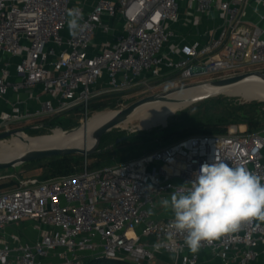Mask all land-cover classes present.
<instances>
[{"label": "built area", "instance_id": "1", "mask_svg": "<svg viewBox=\"0 0 264 264\" xmlns=\"http://www.w3.org/2000/svg\"><path fill=\"white\" fill-rule=\"evenodd\" d=\"M181 2L201 14L217 11L220 23L203 44L177 42L166 49ZM74 7L87 25L75 36L67 26V10ZM251 67L264 68V0H93L89 9L85 0H0V103L7 106L0 109V132L21 128L17 122L47 127L44 119L76 107L87 117L89 100L101 94L120 92L121 108L173 77L216 79ZM31 100L36 109L28 107ZM215 154L264 176V126L248 131L233 123L225 132L190 134L120 163L20 178L0 189V264H42L50 255L55 264L122 255L151 264L162 252L172 255L171 264H200L203 249L219 259L215 264H250L264 244V223L193 254L181 248L182 236H168L172 215L154 214L162 198L191 181ZM23 220L33 221L38 237L29 242L9 233L6 240L5 227ZM160 241L166 246L156 251Z\"/></svg>", "mask_w": 264, "mask_h": 264}, {"label": "clouds", "instance_id": "2", "mask_svg": "<svg viewBox=\"0 0 264 264\" xmlns=\"http://www.w3.org/2000/svg\"><path fill=\"white\" fill-rule=\"evenodd\" d=\"M81 21L79 7L67 10L71 35L87 27ZM193 175L191 181L176 186L169 197L159 201L161 208L172 213L168 236H182L181 248L195 254L205 244L237 234L256 222L264 223V176L250 170L246 162L230 166L215 154L211 163L205 162ZM165 246L160 241L153 248L159 251Z\"/></svg>", "mask_w": 264, "mask_h": 264}, {"label": "trees", "instance_id": "3", "mask_svg": "<svg viewBox=\"0 0 264 264\" xmlns=\"http://www.w3.org/2000/svg\"><path fill=\"white\" fill-rule=\"evenodd\" d=\"M120 92H110L106 94H101L96 97H93L89 100L87 110L88 112H97L101 110H115L117 109V99L120 96ZM230 100H235V98H230ZM222 97L215 98L212 100L213 107L221 105ZM261 105H264V101L252 100L248 103H240L237 105L227 104L222 107V113L217 116H212L206 109L197 113L198 115L189 116L186 118H180L174 122H171L165 126L168 128L173 123H176L177 128L173 129L169 136L174 137L175 139H179L181 137L195 134V133H206V134H214V133H222L225 132L230 123H239L243 122L247 125L248 131H253L260 129L264 125V121L262 119V111L259 109ZM82 112L80 107H76L72 110H69L65 113L74 112ZM63 114V113H62ZM58 115L52 116L50 118H46L43 120L45 126L40 129L33 128H24V131L28 135H36L43 134L46 132L49 127L59 126L55 125V120ZM75 116V114H74ZM77 122L69 127L62 126L63 129H69L73 126H77L79 124L78 116L76 115ZM171 124V125H170ZM61 127V125H60ZM159 127H156L158 129ZM151 131V130H150ZM125 135L124 132H118L115 135H111V131L104 133L100 137V145L99 148L104 147L107 144L112 143L117 137ZM120 144V143H119ZM115 144L112 149L101 151L100 154L106 152V154L113 153L115 151ZM162 146V145H161ZM160 147V146H159ZM96 152L94 153V155ZM93 155V154H92ZM140 155V154H139ZM139 155H133L128 157L126 160L137 157ZM90 155L84 156L80 153H71L66 155H55L47 158L32 160L28 162H24L21 165H17L18 168H23L24 170L20 173L21 178L23 177H38L39 179H47L57 175L69 174L76 171H80L83 168L84 163L89 165L88 157ZM125 161V160H124ZM90 168L101 167V165H97L95 162H91ZM2 180V179H1ZM0 180V189L12 187L18 183L16 176H11L9 179ZM82 264H136L133 259L128 258H105V257H93L86 256L82 259Z\"/></svg>", "mask_w": 264, "mask_h": 264}, {"label": "rangeland", "instance_id": "4", "mask_svg": "<svg viewBox=\"0 0 264 264\" xmlns=\"http://www.w3.org/2000/svg\"><path fill=\"white\" fill-rule=\"evenodd\" d=\"M254 69H256V68L255 67L250 68V70H254ZM260 69H262V68H260ZM173 78L164 82L158 88L159 89L158 91H162V90H166V89H172L175 87L185 86V85H189V84H195L197 82L206 80L205 78L199 77V76H194V77L186 79V80H176ZM175 81H177V82H175ZM131 93L132 92H130L129 94H131ZM147 94H142L139 96L131 97L128 100H125L124 103H125V105H127L130 102L136 100L137 98H140V97L147 95ZM218 97H222L221 105L213 107L212 100H214L215 98H218ZM120 98H121V95L117 99H120ZM230 98H235V100L231 101ZM252 100H257V99L245 100L239 95L220 92V93L208 96L206 98L190 102L189 104L185 105L184 107L176 110L174 113L170 114L167 117L165 125L157 124L154 126H150L149 128H139L138 127V123H139L138 119H135V118L131 119L127 123H121L120 125L113 127L111 130H109V131H111V135H115L118 132H124L125 135L126 134L130 135L126 139L120 141L119 142L120 144L118 143L119 145H116V147L114 148L115 151L113 153H110L108 155V154H106V152H107L106 150H105L106 152H103V154H100V152H99V153H96L94 155V153H92L93 155L90 154V156L88 157V160H86L85 162L89 163L88 168L91 169L90 168L91 162H95L97 165L104 166V165L123 162L128 157L133 156V155H139V154L142 155L144 153H147L149 151H152V150L158 148L161 145H165V144H168V143H171V142L177 140L174 137L168 135V134H170V132L173 129L177 128L176 123L175 124L173 123L172 125L170 124L171 126H169L168 128H165V126L167 124L174 122L180 118H186L189 116L198 115L197 113L202 112L205 109V107H207L206 109L208 110L210 115L217 116V115H220L222 113V107L229 104V103L232 105H237L240 103H248ZM257 101H264V100H257ZM117 109H119V108H117ZM259 109L262 111V115H263L262 119L264 121V105H261L259 107ZM101 111H107V110H101ZM97 112H100V111H97ZM97 112H88L87 117L85 116L84 112H80V111H78L76 113L74 112L75 116H74L73 112L59 114L56 117L57 119L55 120V125H59V126L52 127L51 129H47L45 133L36 134V135H45V134L52 133L54 128L63 129L62 126L69 127V126H71L77 122L76 115L78 116V121H79V124L81 125L86 119H89L92 115H94ZM230 124H233V123H230ZM235 124H243L247 128L246 123L239 122V123H235ZM14 125H16L17 127L20 125V127L22 128L21 122H17ZM60 125H61V127H60ZM73 127H75V126H73ZM73 127H71V128H73ZM156 127H159V128L156 129ZM63 130H65V129H63ZM23 133H26V132H23ZM18 135H21V134H18ZM13 136H15V135H13ZM13 136L3 138L2 141H4V142L9 141ZM33 136H35V135H33ZM112 147L109 149H112ZM101 148H103V147H101ZM109 149H107V150H109ZM23 170H24L23 168L19 169L17 165L14 167L0 169V180L2 179L1 181H3V179H9L11 176H16L17 181H19V179L21 178L20 173H22ZM170 255L171 254H167L166 252L158 253L155 258L151 259L150 262H151V264H167V262L169 263V260L171 258ZM132 257L122 255L121 258L133 259Z\"/></svg>", "mask_w": 264, "mask_h": 264}, {"label": "bare ground", "instance_id": "5", "mask_svg": "<svg viewBox=\"0 0 264 264\" xmlns=\"http://www.w3.org/2000/svg\"><path fill=\"white\" fill-rule=\"evenodd\" d=\"M203 85H190L167 94L166 99H156L144 104L131 112L122 123L131 119H138L139 128H149L157 124H165L167 117L176 110L189 104L194 98L206 93H214ZM217 93H228L241 96L245 100H264V81L257 78H249L218 88ZM113 114V111H100L86 119L79 127L69 132L60 128H54L52 133L45 135H21L13 136L9 141L0 140V161L17 157L21 152L31 148H45L56 146H81L90 145L92 137L90 132Z\"/></svg>", "mask_w": 264, "mask_h": 264}, {"label": "water", "instance_id": "6", "mask_svg": "<svg viewBox=\"0 0 264 264\" xmlns=\"http://www.w3.org/2000/svg\"><path fill=\"white\" fill-rule=\"evenodd\" d=\"M253 77H257V78L264 81V69L248 70V71H244V72L237 73L234 75H229L226 77H221V78H216V79H206V80L195 83V85L200 84L206 88L217 91L218 88H220V87L230 85V84H234L236 82L246 80L249 78H253ZM190 85H194V84H189V85H185V86H180V87H175L172 89H166V90L150 93V94L144 95L140 98H137L136 100L130 102L129 104L125 105L124 107H121V108L115 109V110H110V111H113V114L108 119H106L101 124H99L98 126H96L95 128H93L91 130L90 136L92 137V143L90 145L56 146V147L27 149V150L21 152L17 157H14V158H11L8 160H4V161H0V169L14 167V166L22 164L24 162L42 159V158H47V157H51V156H55V155H66V154H71V153H80L84 156H87V155H90V154L95 153V152L99 153L101 151H105V150L111 148L113 145L119 143L120 141H122V140H124L130 136L128 134L119 136L112 143L107 144L103 148H99L100 137L104 133L111 130L113 127H116V126L120 125L122 122H124V120L128 117V115L131 112H133L134 110H136L140 106H142L144 104H148L151 101H154L156 99H166L167 94L174 92L178 89H181L183 87L190 86ZM216 91H211L214 93H206L204 95H200V96L194 98L191 102L206 98V97L214 95V94H217ZM163 125H165V124H163ZM79 126H80V124L73 127V128L65 129V130L62 129V130L64 132H69V131H72L73 129H75ZM23 132H24L23 127L2 131V132H0V140H2L3 138L9 137V136L18 135V134L23 133Z\"/></svg>", "mask_w": 264, "mask_h": 264}, {"label": "crops", "instance_id": "7", "mask_svg": "<svg viewBox=\"0 0 264 264\" xmlns=\"http://www.w3.org/2000/svg\"><path fill=\"white\" fill-rule=\"evenodd\" d=\"M93 0H85V8L89 9ZM220 23V17L217 11L212 10L207 14L199 13L195 7L189 6L186 2H181L179 5V17L178 20L169 23V29L171 31V37L169 42L165 45L167 49L169 46H173L177 42H193L198 41L201 44L205 43L209 37L210 28L218 25ZM115 26L120 25L119 21H116ZM102 35L98 33L96 40H99ZM38 90V87L37 89ZM21 96L24 95V92L19 93ZM6 96L10 99L15 97V94L8 92ZM6 104L2 101L0 103V109L6 108ZM28 107L30 109H36L38 107L35 101H29ZM154 214L157 217L170 216L172 213L170 211L166 212L163 208L158 206V209L154 211ZM5 237L9 233H16L19 235L22 241L32 242L38 237L37 230L33 229L32 220H23L18 223H14L5 227ZM10 245L14 243L7 241ZM170 254V253H167ZM170 264L173 257L170 255ZM168 261V260H167ZM219 259L214 256L208 249H203L199 252V262L200 264H215L218 263ZM56 259L53 255L45 257L42 259V264H55ZM250 264H264V244L259 246V254L257 258L252 261Z\"/></svg>", "mask_w": 264, "mask_h": 264}]
</instances>
